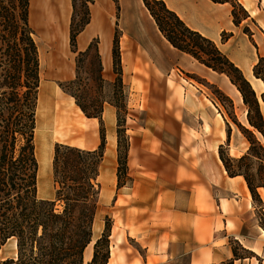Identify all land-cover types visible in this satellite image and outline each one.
Segmentation results:
<instances>
[{"label":"crops","instance_id":"crops-1","mask_svg":"<svg viewBox=\"0 0 264 264\" xmlns=\"http://www.w3.org/2000/svg\"><path fill=\"white\" fill-rule=\"evenodd\" d=\"M160 1L187 27L212 40L257 95L264 92L263 83L252 73L260 51L241 31V24H233L229 4L210 0ZM244 1L246 7L242 6L248 14H255L247 9L252 7V0ZM93 3L89 8L90 22L76 38V50L84 52L100 37L98 53L104 77L112 68V9L108 0L95 6ZM117 5L122 81L129 87L130 96L145 97L144 110L138 114L145 115V121L150 123L143 125L141 134H136L132 124L130 127L124 182L116 187L113 198L117 222L111 225L110 238L116 223L122 233L117 232L115 242L110 240L107 264H224L233 259V242L254 252L249 246L251 240L255 241L251 234L261 236L264 232L252 222V200L243 178L229 177L219 159L217 147L227 135L215 122L213 104L193 79L188 85L193 91L174 93L183 96V108L176 101L172 106L167 96L171 85L176 84L175 70L216 86L233 103L243 105L240 93L225 75L174 49L158 31L142 0H117ZM70 11V0H30L29 22L36 43L39 33L46 46L52 48L51 68L67 77L70 69L65 64L63 45L69 36ZM222 33L229 35L225 42H221ZM138 56L145 62H136ZM42 88L41 82L40 96ZM47 90L58 106L72 114L64 117L60 135L50 127L54 139L90 135L93 124L83 121L87 118L79 108L56 88L48 86ZM185 116L192 121L184 122ZM187 129L197 132L199 138L193 142L183 140L182 131ZM230 134L234 137V128ZM193 146L195 153L191 154ZM252 261L245 258L232 264H253Z\"/></svg>","mask_w":264,"mask_h":264},{"label":"trees","instance_id":"trees-1","mask_svg":"<svg viewBox=\"0 0 264 264\" xmlns=\"http://www.w3.org/2000/svg\"><path fill=\"white\" fill-rule=\"evenodd\" d=\"M210 1L229 4L235 26L249 19L240 0ZM93 2L83 0V13L76 23L75 2L72 1L69 45L73 53H77V36L90 22L87 5ZM142 3L158 31L174 49L189 55L213 72L225 75L240 93L247 126L236 121L233 123L248 143L247 151L237 159L227 158L223 146H220L218 155L227 175L242 177L252 201L261 202L260 191L264 194V92L258 96L242 72L217 45L187 27L163 1L142 0ZM29 10L30 0H0V264H83V254L91 242L98 210L103 131H99L100 145L96 150L55 146L52 157L54 198L39 199L34 141L40 101L41 59L35 32L29 22ZM237 11H241V18L237 16ZM228 37L227 33H222L221 40L225 42ZM90 51L99 60V80L103 82L98 41H92L77 56ZM112 69L117 86L123 89L119 43L115 37L112 42ZM252 73L264 85L262 57L258 56ZM61 87L74 99L86 118L97 119L102 126V103L96 99L88 100L77 92L81 88L78 76ZM117 121L119 127V118ZM230 132L227 124V142ZM127 153L128 144L125 167L122 169L124 173ZM117 178H120V169ZM110 231L111 223L107 220L101 238L93 246L92 259L87 264H107ZM12 239L15 241V257L2 258V247ZM232 253L230 264L248 258L238 257L234 248Z\"/></svg>","mask_w":264,"mask_h":264},{"label":"rangeland","instance_id":"rangeland-1","mask_svg":"<svg viewBox=\"0 0 264 264\" xmlns=\"http://www.w3.org/2000/svg\"><path fill=\"white\" fill-rule=\"evenodd\" d=\"M72 1L70 0L71 11L69 13V25L73 16L72 9ZM101 0H94L93 5H97ZM113 1H116L115 3ZM75 2V22L78 23L79 18H81L83 13V0H74ZM241 4H244L246 7V2L244 0H240ZM252 7H247L249 10H253L255 14L249 15L248 20H244L241 22V31L244 33V30H247L245 35L248 36L251 43L259 49L258 56L261 55L264 60V2H260V0H252ZM108 4L112 9V16L109 20L110 29L113 33V37L119 43V55L120 62L121 60V26H120V14L119 8L117 7V0H108ZM91 9L93 6L88 4ZM230 10L231 6L229 5ZM244 8V7H243ZM245 9V8H244ZM237 16L241 18V11H237ZM34 27V26H33ZM35 28V27H34ZM222 39V35H221ZM98 43L100 42V37L98 38ZM113 41V38H112ZM111 41V42H112ZM221 42H223L221 40ZM112 44V43H111ZM218 44V42H217ZM259 44V47L257 46ZM37 45L42 50V64L40 65V78L42 82V87L45 88L43 90H47V86H52L57 90L61 91L62 94L75 105L74 99L69 96V94L62 89V85L66 82L72 81L78 76L81 88L79 89V94H83L89 100L96 99L99 103H102V126H100L97 119L95 120H87L83 119V121L87 124L92 125V131L88 136H77L70 140H59L54 139L55 135L49 126L42 119V109L40 115V107L38 108V122L35 129V154L38 162V173H37V197L43 200H53L55 186L53 182V174H52V157L53 151L56 145H69L78 147L85 150H96L100 145V136L99 131L102 129L104 136V148H103V159L101 163V171L100 176L98 178V182L100 184L101 190L98 198V210L95 216V220L92 227V237L91 242L87 246L90 247L91 258L89 260H85V251L83 254V264H87L91 261L93 255V246L95 242L101 238V235L104 230V226L107 220L110 221L113 226V222H117V209L113 205V198L115 195V189L119 185H122L124 182V172L122 169L125 167V153L127 149V144L129 142V135L131 134V124L136 128V134H141L144 124L150 123L149 120L145 121V115H139L138 112L144 110L146 105L145 97L137 98L138 96H130V90L127 85H124L123 81V89H121L116 84V75L111 68L106 76H102L103 82L99 80L98 73V63L99 60L96 58L95 53L90 51L83 56H77L71 52L69 45V36L67 35L64 42L65 49V58L67 62V68L70 69L67 76H60L59 71L57 69L51 68V54L52 48L50 46H46L45 40L40 38L39 33L37 34ZM64 53V51L62 52ZM41 59V55H40ZM78 62V63H77ZM124 62V61H123ZM136 62H145L139 56L136 58ZM147 74L146 72L144 75ZM175 75L176 84L171 85V89L169 93H167L168 99L171 102L172 106L176 101L179 103L178 105L183 108L184 101L183 96L176 95L175 92L179 94H183L185 90H192L188 85L190 79H193L197 84L201 85V91L203 95L206 96L214 108L208 103V106L213 109L215 122L219 124L221 128L227 131V124L229 128H234V137L233 134H230V140L227 142V138L217 147V151L220 146H223V151L225 157L237 159L244 155L248 148V143L237 129L233 121L237 123L247 126L245 121V108L242 104H235L233 101L227 97L224 93H222L216 86H212L206 84L204 81L199 80L197 78H193L192 76L185 74L184 72H177L176 70L173 72V76ZM195 85V84H193ZM46 86V87H44ZM49 91V90H47ZM51 93V92H50ZM171 93V94H170ZM53 97V96H52ZM175 98V99H174ZM168 103V102H167ZM76 106V105H75ZM77 114H79L77 112ZM222 121L220 120V116ZM84 116V115H83ZM85 117V116H84ZM86 118V117H85ZM117 118H119V127ZM184 119V122L192 121V119L188 116ZM112 120V121H111ZM129 121V123H128ZM218 121L220 123H218ZM216 124V125H217ZM117 130L119 131L117 133ZM230 132V133H231ZM90 136V138H89ZM93 138V139H92ZM199 138L197 132L192 130H183L182 131V139L189 140ZM217 138L216 136L214 139ZM93 141H92V140ZM216 140V139H215ZM111 142H114V147H111ZM193 142V141H192ZM184 144V143H183ZM216 148V141L214 143ZM186 147L181 146V150H185ZM195 146L191 147V154L195 153ZM120 169V178H117V172ZM260 199L261 202L252 201L253 207V220L263 232L264 227V194L260 191ZM252 200V199H251ZM120 224V222L118 221ZM117 232L119 234L122 233V228L116 223V226L113 228L112 238L109 237L110 240L115 242ZM254 232V231H253ZM251 236L255 238V241L251 240V244L249 245L252 252L248 249L243 248L241 245L233 242L231 247L235 249L238 257H248L251 258L253 264H264V234L261 233V236H258L257 233H252ZM244 249V250H243ZM247 252H246V251ZM110 251V247H109ZM16 255V247L15 241L12 239L8 241L1 249V257L2 258H12ZM112 264V262L110 263ZM224 264H230V261H227Z\"/></svg>","mask_w":264,"mask_h":264},{"label":"bare ground","instance_id":"bare-ground-1","mask_svg":"<svg viewBox=\"0 0 264 264\" xmlns=\"http://www.w3.org/2000/svg\"><path fill=\"white\" fill-rule=\"evenodd\" d=\"M42 50H41V61H42ZM46 87V86H44ZM48 87V86H47ZM50 87V86H49ZM45 88H42L41 96H40V115H41V109H42V119L46 123L47 126L53 127L56 131V135H60L61 127L64 122V117L71 116V111L69 110H63L60 106H58L54 102V98L52 97V93L50 91L43 90ZM47 89V88H46ZM50 90V89H49ZM55 97V95H54ZM38 113V117H39ZM56 137V136H55ZM57 138V137H56ZM90 247L86 249L85 251V260H89L91 258L90 253Z\"/></svg>","mask_w":264,"mask_h":264},{"label":"water","instance_id":"water-1","mask_svg":"<svg viewBox=\"0 0 264 264\" xmlns=\"http://www.w3.org/2000/svg\"><path fill=\"white\" fill-rule=\"evenodd\" d=\"M260 94H261V93H260ZM260 94H259V95H260ZM259 95H258V96H259Z\"/></svg>","mask_w":264,"mask_h":264}]
</instances>
